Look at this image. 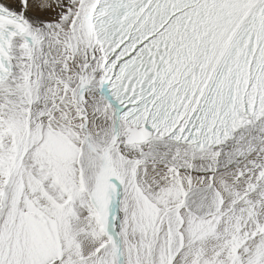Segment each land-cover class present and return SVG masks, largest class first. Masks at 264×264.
Instances as JSON below:
<instances>
[{"label":"snow or ice","instance_id":"obj_1","mask_svg":"<svg viewBox=\"0 0 264 264\" xmlns=\"http://www.w3.org/2000/svg\"><path fill=\"white\" fill-rule=\"evenodd\" d=\"M0 264H264V0H0Z\"/></svg>","mask_w":264,"mask_h":264}]
</instances>
